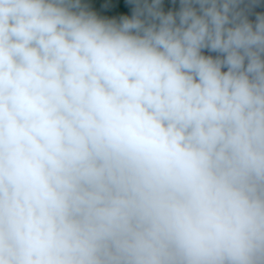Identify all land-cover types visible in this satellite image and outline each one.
<instances>
[{
	"label": "clouds",
	"instance_id": "clouds-1",
	"mask_svg": "<svg viewBox=\"0 0 264 264\" xmlns=\"http://www.w3.org/2000/svg\"><path fill=\"white\" fill-rule=\"evenodd\" d=\"M0 264H264V0H0Z\"/></svg>",
	"mask_w": 264,
	"mask_h": 264
}]
</instances>
